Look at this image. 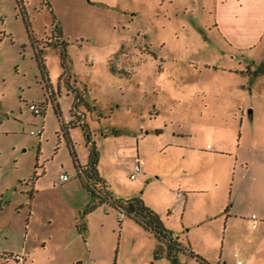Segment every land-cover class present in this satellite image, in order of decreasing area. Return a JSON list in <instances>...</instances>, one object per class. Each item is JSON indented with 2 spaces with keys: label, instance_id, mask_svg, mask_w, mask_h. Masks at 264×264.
<instances>
[{
  "label": "rangeland",
  "instance_id": "rangeland-1",
  "mask_svg": "<svg viewBox=\"0 0 264 264\" xmlns=\"http://www.w3.org/2000/svg\"><path fill=\"white\" fill-rule=\"evenodd\" d=\"M183 17L163 0H0V264H170L116 208L83 213L91 196L62 127L76 118L113 193L184 226L205 261L181 253L183 264H264V54L231 50ZM56 40L83 95L75 109L59 50L46 45ZM68 131L86 161L81 126ZM137 151L151 153L154 173L129 175Z\"/></svg>",
  "mask_w": 264,
  "mask_h": 264
},
{
  "label": "crops",
  "instance_id": "crops-1",
  "mask_svg": "<svg viewBox=\"0 0 264 264\" xmlns=\"http://www.w3.org/2000/svg\"><path fill=\"white\" fill-rule=\"evenodd\" d=\"M163 1H166L168 6L175 4L177 8L181 10V12L185 15V17H183L184 19L183 21L188 23H193L195 26L199 28H214L215 30H217L220 34L222 43H225V45L230 47L231 50L233 49L239 51H245V50L255 51L257 49L258 51H260V54H264V0H163ZM251 58L253 62L259 60L253 54ZM262 58L263 57H261V60ZM152 111H155L157 113L159 109L154 106L152 108ZM115 130L118 132L117 129ZM163 144L175 145L176 141L167 138L165 139ZM136 155H138L141 158V162L143 166V169H141L140 173L155 172L153 169L150 168V165L148 163L151 157V153L137 151ZM178 156L184 157L185 152L181 151ZM85 162L86 161L81 163H85ZM99 164H100V157L98 160L97 168L99 170L100 175L109 184L108 180L105 178V175L100 170ZM116 196L128 198L131 197L132 195L118 194ZM120 216H121V220H123V223L127 222L128 226L131 227L134 232L139 233L140 237L144 236L143 233H148L154 237L155 243H152V241L149 240V251L150 252L155 251V260H158L159 262L163 263L164 259H166V261L169 262L168 258L165 256V249L163 244L160 243V241L153 235L152 232L143 228L133 218L123 214H120ZM126 217H129L128 219L134 220L135 224H130L131 223L130 220H127ZM77 224L78 223L75 224L76 228H77ZM166 226L173 231L174 235H177L179 239L182 242H184V240L178 234L180 229H183L184 227L183 225L168 224ZM88 260L94 261L95 259L94 257L89 256ZM118 260H119V256L117 255L115 264H118ZM141 264H146V263H144L143 261ZM154 264H156L155 261Z\"/></svg>",
  "mask_w": 264,
  "mask_h": 264
},
{
  "label": "trees",
  "instance_id": "trees-1",
  "mask_svg": "<svg viewBox=\"0 0 264 264\" xmlns=\"http://www.w3.org/2000/svg\"><path fill=\"white\" fill-rule=\"evenodd\" d=\"M60 31V29H58ZM46 45H54L58 48L60 54V62L62 66V74L68 89L75 95V103L73 109L77 107V104L83 100V95L79 90L72 85H69L68 78L71 76L70 65L67 56V41L66 40H56L48 41ZM41 49L38 50L40 52ZM259 70H264V58L259 63ZM112 71H115V67L110 65ZM72 113V108H71ZM79 124L82 128L84 138L88 144V155L85 163H81L78 159L77 153L74 149L73 141L68 133V127ZM64 132L67 138V142L70 146V152L73 160V164L76 168V173L79 177L82 187L91 196V201L83 210L87 212L93 209L99 204H107L116 208L120 214L127 215L133 218L137 223H139L143 228L149 230L153 235L163 244L165 249V256L168 258L170 264H183L180 260V253H187L197 259L205 261L198 253H196L188 243L182 242L177 235H174L173 231L168 228L159 213L153 209L151 206L147 205L142 198L139 196H131L128 198H123L116 196L111 190L107 181L100 175L97 168L99 160V151L96 146L95 140L92 137L91 130L86 121L76 118L75 120H70L69 123L62 124ZM116 134V130H112ZM77 229L83 232L86 229L84 221L77 224Z\"/></svg>",
  "mask_w": 264,
  "mask_h": 264
},
{
  "label": "built area",
  "instance_id": "built-area-1",
  "mask_svg": "<svg viewBox=\"0 0 264 264\" xmlns=\"http://www.w3.org/2000/svg\"><path fill=\"white\" fill-rule=\"evenodd\" d=\"M31 108L33 109V112L34 113H38V112H41L42 111V103L40 104H35V103H31L30 104ZM32 133H38V134H41L42 133V129L41 128H38L37 130H34L32 129L31 130ZM142 169V162H141V158L136 155L134 160H133V167H132V171L130 172V176L131 177H135V175L140 172ZM68 178V175L66 173H60V179L61 180H65ZM11 256L14 258V259H18V256L17 254H11Z\"/></svg>",
  "mask_w": 264,
  "mask_h": 264
}]
</instances>
